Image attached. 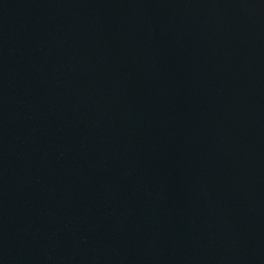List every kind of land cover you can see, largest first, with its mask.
Listing matches in <instances>:
<instances>
[{
    "label": "water",
    "instance_id": "95a60500",
    "mask_svg": "<svg viewBox=\"0 0 264 264\" xmlns=\"http://www.w3.org/2000/svg\"><path fill=\"white\" fill-rule=\"evenodd\" d=\"M0 264H264V0H0Z\"/></svg>",
    "mask_w": 264,
    "mask_h": 264
}]
</instances>
